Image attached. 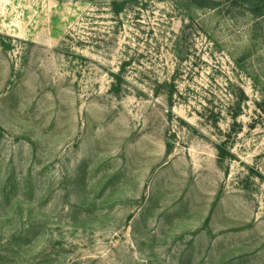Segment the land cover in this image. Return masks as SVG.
<instances>
[{"label": "rangeland", "instance_id": "obj_1", "mask_svg": "<svg viewBox=\"0 0 264 264\" xmlns=\"http://www.w3.org/2000/svg\"><path fill=\"white\" fill-rule=\"evenodd\" d=\"M241 13L0 0V264H264V30Z\"/></svg>", "mask_w": 264, "mask_h": 264}, {"label": "trees", "instance_id": "obj_2", "mask_svg": "<svg viewBox=\"0 0 264 264\" xmlns=\"http://www.w3.org/2000/svg\"><path fill=\"white\" fill-rule=\"evenodd\" d=\"M199 8L215 9L221 7L226 15L236 16V13L247 12L254 21L264 30V0H187ZM114 12L119 13L120 10L116 6V1L112 2ZM110 92L114 95H119L122 91V74L121 72L111 73ZM171 92L169 96L171 97ZM219 155L223 156L221 147L217 146Z\"/></svg>", "mask_w": 264, "mask_h": 264}]
</instances>
